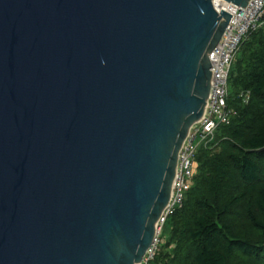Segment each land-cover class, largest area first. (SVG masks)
Listing matches in <instances>:
<instances>
[{
	"label": "water",
	"instance_id": "obj_1",
	"mask_svg": "<svg viewBox=\"0 0 264 264\" xmlns=\"http://www.w3.org/2000/svg\"><path fill=\"white\" fill-rule=\"evenodd\" d=\"M214 1L0 0V264L142 263L232 18Z\"/></svg>",
	"mask_w": 264,
	"mask_h": 264
},
{
	"label": "trees",
	"instance_id": "obj_2",
	"mask_svg": "<svg viewBox=\"0 0 264 264\" xmlns=\"http://www.w3.org/2000/svg\"><path fill=\"white\" fill-rule=\"evenodd\" d=\"M230 84L237 115L197 154L193 185L154 264H264V27L242 43ZM247 92L245 104L238 97Z\"/></svg>",
	"mask_w": 264,
	"mask_h": 264
},
{
	"label": "built area",
	"instance_id": "obj_3",
	"mask_svg": "<svg viewBox=\"0 0 264 264\" xmlns=\"http://www.w3.org/2000/svg\"><path fill=\"white\" fill-rule=\"evenodd\" d=\"M222 2L223 5H217L215 0V8L218 12H228L232 18L221 41L209 54L213 79L204 116L192 126L179 152L170 202L159 220L156 240L141 264H154L159 248L164 243L162 234L165 225L183 207L186 194L193 185L200 146L213 148L218 128L229 125L237 115L236 110L229 106V76L242 43L264 27V0H249L244 8ZM238 99L247 104L250 93H241Z\"/></svg>",
	"mask_w": 264,
	"mask_h": 264
},
{
	"label": "rangeland",
	"instance_id": "obj_4",
	"mask_svg": "<svg viewBox=\"0 0 264 264\" xmlns=\"http://www.w3.org/2000/svg\"><path fill=\"white\" fill-rule=\"evenodd\" d=\"M229 89H230V95L231 97H235L236 96V90L234 89V87L232 86V84L229 85ZM218 132V130H217ZM203 147L200 146L199 150H198V153L200 151V149H202ZM169 221V220H168ZM170 233H171V225L169 224V222H167V224L165 225L164 229H163V241L165 243V238H167L168 236H170Z\"/></svg>",
	"mask_w": 264,
	"mask_h": 264
},
{
	"label": "bare ground",
	"instance_id": "obj_5",
	"mask_svg": "<svg viewBox=\"0 0 264 264\" xmlns=\"http://www.w3.org/2000/svg\"><path fill=\"white\" fill-rule=\"evenodd\" d=\"M217 5H223V2L221 0H216Z\"/></svg>",
	"mask_w": 264,
	"mask_h": 264
}]
</instances>
